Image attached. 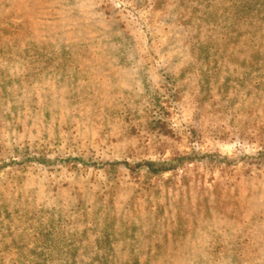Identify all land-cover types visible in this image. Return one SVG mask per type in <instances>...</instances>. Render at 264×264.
<instances>
[{
    "label": "rangeland",
    "instance_id": "374dc122",
    "mask_svg": "<svg viewBox=\"0 0 264 264\" xmlns=\"http://www.w3.org/2000/svg\"><path fill=\"white\" fill-rule=\"evenodd\" d=\"M0 264H264V0H0Z\"/></svg>",
    "mask_w": 264,
    "mask_h": 264
}]
</instances>
